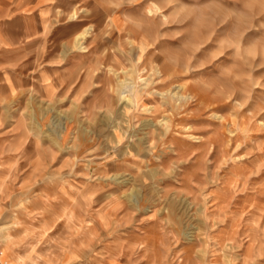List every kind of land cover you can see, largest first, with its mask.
<instances>
[{"label": "rangeland", "instance_id": "obj_1", "mask_svg": "<svg viewBox=\"0 0 264 264\" xmlns=\"http://www.w3.org/2000/svg\"><path fill=\"white\" fill-rule=\"evenodd\" d=\"M148 5L149 0H136L131 7L117 9L112 27L106 28L109 13L98 6L97 0H0V44L4 45L0 47V133H6L0 134V264H134V246L141 242L158 244L157 221L140 223L143 213L133 215L118 196L104 200L103 192L96 194L97 182L89 180L86 161L81 157L86 153L89 159L96 157L93 168L99 165L100 171L112 172L116 162L103 160L110 145L97 137L91 142L81 140L78 149L69 150V125V135L63 138L65 147L58 150L55 142L60 139L66 117L57 112L46 114L45 122L51 121V127L45 123L47 135L37 143L34 136H27L23 129L28 125L19 116L20 110L31 108L33 102H39L38 97H46L51 91L42 74L55 88L59 87L58 80L78 74V80L73 77L75 88L69 100L79 92L81 104L86 103L101 90L96 85L104 86L105 71L99 64L107 68L113 60L125 62L121 48L133 60L144 48L141 66L149 59L152 65H158L174 57L183 41V51L190 55L183 56L182 62L190 67L200 65L198 71L186 74L170 67L169 78L156 88L163 91L176 85L172 88L175 92L182 84L194 99L178 111L162 109L152 98L138 99L133 107L143 110L130 115L137 117L139 128L133 126L129 136L140 135L145 144L150 140L156 144L152 140L154 132L162 135L163 143L173 152L160 163L171 167L173 161H186L180 165L178 182H169L171 192H198L204 187L201 181L205 174H214L217 183L205 188L212 193L209 214L217 224L213 238L221 246L216 255L208 257L212 264H233L230 242L239 239L244 221L264 212V60L257 55L250 67L240 69L234 60H228L233 51L229 47L232 37L225 35L233 23V13L241 7L239 0H153L154 6ZM146 6L157 23L141 29L148 33L144 42L133 37L139 47L129 49L130 25L124 23L121 13H136L131 19L139 21ZM155 7L160 10L150 13ZM81 9L91 14L85 17ZM73 13L76 18L69 20ZM160 16L168 20L160 23ZM262 20L264 15L253 24ZM244 23L242 17L241 26ZM89 24L96 26L95 34L99 35L101 29L107 34L103 39L86 35L77 43L76 37L85 33ZM259 35L253 27L243 34L242 42ZM261 43L264 41L256 40L251 47L258 48ZM221 72L232 80L231 88L225 87V77L218 75ZM121 87L128 94L136 91L134 82L125 81ZM67 88L66 82L54 95L61 96ZM165 96H171V92ZM165 111L169 114L164 115ZM155 120L160 123L153 130L150 125ZM107 135L116 137L122 147L129 143L119 131ZM188 136L202 139L195 142ZM156 147L159 155L158 144ZM132 148L133 155L120 167L135 174L139 160L134 158L138 154L135 145ZM146 155L140 154L141 159ZM152 164L156 166L155 161ZM69 172L71 179L65 182ZM241 213L244 220L238 221ZM198 247L201 245H177L172 253H179L177 264H187ZM248 250L245 241L240 251ZM139 252L143 255V249ZM204 255L208 256L207 250ZM140 264L151 261L144 259ZM255 264H264V255L256 258Z\"/></svg>", "mask_w": 264, "mask_h": 264}, {"label": "clouds", "instance_id": "obj_2", "mask_svg": "<svg viewBox=\"0 0 264 264\" xmlns=\"http://www.w3.org/2000/svg\"><path fill=\"white\" fill-rule=\"evenodd\" d=\"M97 3L99 7L104 8L109 13L105 27L110 28L112 27V18L116 16V10L125 6L131 7L136 3V0H97ZM239 3L241 7L233 13V23L226 30L225 35L231 34L232 37V43L229 47L233 51L228 60H234L236 65L243 70L251 66L257 55L264 60V43H261L258 48L251 47L256 40L264 41V20L253 24V21H256L260 15H264V0H239ZM148 6H154L153 0H149ZM148 6L140 12L142 19L139 21L131 19L136 13L129 11L121 13L124 17V23L130 25L128 29L129 43L126 45L129 49L135 46L132 40L133 37L141 39L142 43L144 42V36L148 33L140 31L141 29L154 26L157 23L156 17H150L147 13ZM80 11L85 17L91 14L87 9H81ZM242 17L245 19V23L241 26L240 19ZM75 18V13L69 16V20ZM159 19L160 23L168 20L164 16H160ZM95 27L94 24H89L83 31L88 35H93L95 39H103V36L107 33L104 29H101V33L97 35L93 31ZM253 27L260 35L250 38L247 43L242 42L243 34ZM0 47H4V45L0 44ZM177 47L180 51L174 57L165 59L158 65H152L149 59L148 63L143 66H141L140 56L143 55L144 48H140V55L136 56L135 60L121 48L120 51L124 54L125 62L120 63L119 60H113L107 68L102 63L99 64V68L105 71V77L102 81L104 86L96 85L101 90L84 104L80 102L82 96L79 92L72 100H69L72 89L75 88V83L72 82L73 77L78 80V74L73 73L66 79L58 80V88L53 87L48 76L42 74L43 82L51 91L46 97H38L39 102H33L31 108L19 111L21 121L26 122L28 125L23 130L27 136H34L37 143L42 136L47 135L45 123L48 127H51V121L45 122V115L57 112L59 116L67 118L66 122H62L63 131L60 134V139L55 142L58 150H63L65 147L66 142L63 138L69 135V125L72 128V143L67 145L69 150L78 149L81 140L91 142L96 140L97 137H100L102 142L110 145L106 149L103 160L105 162H116L114 165L115 170L112 172L100 171L99 165L93 168L92 163L96 157L89 159L87 153L84 157H81L82 162L86 161L85 169L89 180L97 182L98 191L96 194L99 195L103 192L104 200L118 196L128 206L133 215L143 213L140 223L157 221L155 227L157 232L160 233L158 244L147 245L141 242L132 248L134 255L137 257L134 264H140L144 259H150L151 264H156L157 260L159 264H177L179 253H172L181 242L185 246L201 245V247L196 248L187 264H212L208 257L216 255L217 248L221 247L213 238V232L217 224L209 214L211 205L208 201L212 193L205 191V188L209 185L217 183L214 174L211 172L205 174L201 181L204 187H201L198 192H171L169 191V182H178L177 173L180 171V165L186 163V161L183 159L173 161L171 167H165L160 163L168 152H173L171 146L163 143L165 137L162 135L157 136L154 132L152 136V140L156 141L159 146V155L156 154V144L151 140L145 144L143 136H129V131L134 130L133 126L139 128V123L136 122L137 117L130 115V113H138L143 110L142 108L133 107L138 99L152 98L153 103L157 104L158 107L162 109L171 108L172 111L181 110L194 99L183 90L182 84L175 92H172V88H176V85H172L163 91L156 88V85L169 78L170 67L180 68L182 74L189 71H198L200 65L190 67L182 62L183 56L190 55V53L183 51L185 48L184 42L182 41ZM80 51L86 52L87 49H80ZM69 68H71V65H69ZM218 75L225 77L223 80L225 87H232L230 78L225 76L223 72L218 73ZM125 81L134 82L136 86L134 94L123 91L121 85ZM66 82L68 83L67 91L56 97L55 92L59 91L60 88H64ZM168 92H171V96L166 97L165 94ZM178 95L179 99L176 98ZM66 100L69 102L64 105L63 102ZM235 103L237 106H242L240 101ZM168 114L167 111L164 112V115ZM159 123L160 120H155L150 126L154 130ZM0 127H3L2 114H0ZM191 127L189 125V129ZM109 131H119L124 139L129 142L128 145L122 147L116 137L107 135ZM187 139L198 142L202 137L188 136ZM137 140H140L139 144ZM24 142L25 140L21 141V143ZM133 145H135L138 153L134 158L139 160L135 174L130 172L127 167H120L121 164L126 163L128 156L133 155ZM144 153L147 155L141 159L140 154ZM237 159H241V157H237ZM153 161L156 162L155 167H153ZM210 163V161H206V164ZM71 176L72 174L69 172L65 182L71 179ZM108 189H113V191ZM18 206L22 207V205ZM258 211L260 210L258 209ZM237 219L243 221L244 214H239ZM262 221H264V212H261L258 216L253 215L247 221H244L243 233L240 234L238 240L230 242L229 245V255L233 256V264H255V259L260 255H264V226H262ZM110 235L112 233H109ZM245 241L249 243V250L241 252L240 249ZM209 245L211 246L210 250ZM253 248L255 249L254 252L251 251ZM139 249H143V255L140 254ZM206 250L208 256L204 255ZM129 259H132V257H129Z\"/></svg>", "mask_w": 264, "mask_h": 264}, {"label": "bare ground", "instance_id": "obj_3", "mask_svg": "<svg viewBox=\"0 0 264 264\" xmlns=\"http://www.w3.org/2000/svg\"><path fill=\"white\" fill-rule=\"evenodd\" d=\"M158 10H160V8H159V7H155L154 9H150L149 12H150V13H153V12H155V11L158 12ZM86 35H88V34H87V33L79 34V35L77 36V37H79V39H77V37H76L77 43H79L81 40H83V39L85 38ZM81 45H83V44L81 43Z\"/></svg>", "mask_w": 264, "mask_h": 264}]
</instances>
